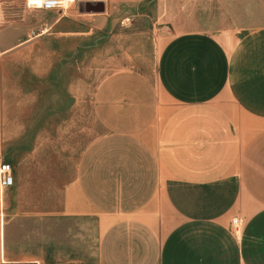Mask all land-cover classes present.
Instances as JSON below:
<instances>
[{"label": "crops", "instance_id": "1", "mask_svg": "<svg viewBox=\"0 0 264 264\" xmlns=\"http://www.w3.org/2000/svg\"><path fill=\"white\" fill-rule=\"evenodd\" d=\"M7 1L0 264H264V0Z\"/></svg>", "mask_w": 264, "mask_h": 264}, {"label": "rangeland", "instance_id": "2", "mask_svg": "<svg viewBox=\"0 0 264 264\" xmlns=\"http://www.w3.org/2000/svg\"><path fill=\"white\" fill-rule=\"evenodd\" d=\"M26 3V0H8L7 1V6L9 9L13 10V15L16 16V10L20 7L23 6V4ZM149 6L153 9H155L154 3H149ZM16 22V21H14ZM119 27H114L113 32H117V30H119ZM100 32V31H98ZM113 34V33H112ZM109 34L108 37L106 38V35H99L96 34L95 35V45H93L87 52V59L86 62H89L90 64H92L91 67H86V66H80L77 67L78 69V75L80 74H97L99 73L100 69V63L106 58L107 55L110 59H113L114 62H116V58H117V50L119 48L118 45L121 46V49L124 47L125 45V37H119L115 34L112 35ZM85 40L83 39H77V44L80 45L82 43H84ZM129 41V42H128ZM127 42L131 45L134 42L139 43L140 40L138 38H136V40H132L131 38L128 40ZM109 50L108 54L103 53L102 51L104 50ZM120 49V50H121ZM79 53L80 51H78V57H79ZM103 53V54H102ZM122 54V50L120 52ZM39 55V56H38ZM37 57H41V58H53V55L48 52H45V54H43V52H39L38 50H36V47L33 48H29V49H25L24 51H20L16 54H14V59H31V58H37ZM112 69H116L117 67H109ZM14 69V82L19 80V75H21V68L20 67H13ZM25 70L27 69L26 67L24 68ZM15 70L18 71V73H15ZM79 234L80 236H87L88 239H91L92 242V249L96 246V239H95V229L90 230L89 228H83V227H77V230H79ZM91 235V237H90ZM83 240V239H82ZM13 264H23L22 262H16Z\"/></svg>", "mask_w": 264, "mask_h": 264}, {"label": "built area", "instance_id": "3", "mask_svg": "<svg viewBox=\"0 0 264 264\" xmlns=\"http://www.w3.org/2000/svg\"><path fill=\"white\" fill-rule=\"evenodd\" d=\"M94 0H35L29 2L26 0V5L29 8H41V9H65L72 5H77L83 2ZM12 165L8 162L0 163V175L6 184H11L13 179L11 177ZM233 223L238 226L239 220L236 218Z\"/></svg>", "mask_w": 264, "mask_h": 264}, {"label": "water", "instance_id": "4", "mask_svg": "<svg viewBox=\"0 0 264 264\" xmlns=\"http://www.w3.org/2000/svg\"><path fill=\"white\" fill-rule=\"evenodd\" d=\"M97 2H101L104 5L103 8H102V10H101V11H104L105 10V2H104V0L97 1ZM92 3H94V1L85 2V4H92Z\"/></svg>", "mask_w": 264, "mask_h": 264}, {"label": "bare ground", "instance_id": "5", "mask_svg": "<svg viewBox=\"0 0 264 264\" xmlns=\"http://www.w3.org/2000/svg\"><path fill=\"white\" fill-rule=\"evenodd\" d=\"M31 1H35V0H31Z\"/></svg>", "mask_w": 264, "mask_h": 264}, {"label": "snow or ice", "instance_id": "6", "mask_svg": "<svg viewBox=\"0 0 264 264\" xmlns=\"http://www.w3.org/2000/svg\"><path fill=\"white\" fill-rule=\"evenodd\" d=\"M29 2H31V0H29Z\"/></svg>", "mask_w": 264, "mask_h": 264}]
</instances>
